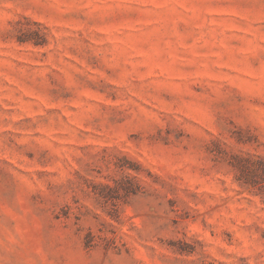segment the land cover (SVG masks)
I'll list each match as a JSON object with an SVG mask.
<instances>
[{"label": "rangeland", "instance_id": "374dc122", "mask_svg": "<svg viewBox=\"0 0 264 264\" xmlns=\"http://www.w3.org/2000/svg\"><path fill=\"white\" fill-rule=\"evenodd\" d=\"M0 264H264V0H0Z\"/></svg>", "mask_w": 264, "mask_h": 264}]
</instances>
